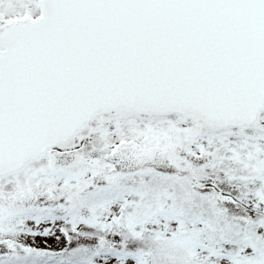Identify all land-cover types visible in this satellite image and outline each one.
Returning a JSON list of instances; mask_svg holds the SVG:
<instances>
[{
	"label": "snow or ice",
	"instance_id": "6c2138e0",
	"mask_svg": "<svg viewBox=\"0 0 264 264\" xmlns=\"http://www.w3.org/2000/svg\"><path fill=\"white\" fill-rule=\"evenodd\" d=\"M0 264H264V0H0Z\"/></svg>",
	"mask_w": 264,
	"mask_h": 264
}]
</instances>
